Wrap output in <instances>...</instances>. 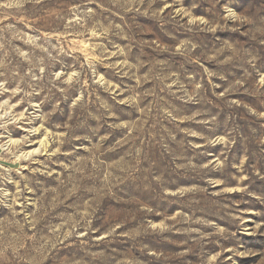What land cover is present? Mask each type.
I'll list each match as a JSON object with an SVG mask.
<instances>
[{
    "label": "rangeland",
    "instance_id": "obj_1",
    "mask_svg": "<svg viewBox=\"0 0 264 264\" xmlns=\"http://www.w3.org/2000/svg\"><path fill=\"white\" fill-rule=\"evenodd\" d=\"M0 264H264V0H0Z\"/></svg>",
    "mask_w": 264,
    "mask_h": 264
}]
</instances>
